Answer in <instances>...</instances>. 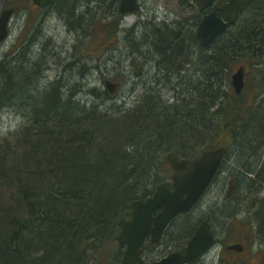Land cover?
Masks as SVG:
<instances>
[{
    "label": "trees",
    "instance_id": "trees-1",
    "mask_svg": "<svg viewBox=\"0 0 264 264\" xmlns=\"http://www.w3.org/2000/svg\"><path fill=\"white\" fill-rule=\"evenodd\" d=\"M93 1L53 0L51 6L67 18L78 37L101 30L103 46L96 48L97 57L109 55L115 42L126 36L136 52L121 54V61L145 57L152 47L162 53L161 69L168 77L188 60L192 43L199 49L193 60L200 66L191 78L199 72L200 95L189 92L186 102L168 103L152 84L126 107L110 101L113 97L105 89L91 87L88 95L99 101L85 102L76 97V88L61 91L58 79L41 88L29 84L40 78V66L26 47L5 55L0 60V109L20 111L22 126L0 135V264H105L100 252L115 249L112 253L118 255L117 221L128 215L130 202L144 198L159 172L167 174L165 151L191 157L225 146V160L236 152L233 165L239 167L242 161L243 167L253 169L257 163L246 160L264 149V0H254L241 23L208 47L194 32L200 18L196 9L189 10L190 17L161 25L144 21L133 31L119 27L123 14L117 0L102 7L101 20L93 14L85 24ZM51 53L45 45L38 54L45 58ZM235 64L249 65L240 94L227 82ZM149 83L157 82L153 77ZM153 94L156 101H140ZM261 172L258 178L255 171V181L244 177L255 193L264 181V169ZM248 198L253 206L247 207L243 220L258 238V264H264V196ZM222 216L229 219L227 213ZM193 230L191 219L179 231L189 237Z\"/></svg>",
    "mask_w": 264,
    "mask_h": 264
},
{
    "label": "rangeland",
    "instance_id": "rangeland-1",
    "mask_svg": "<svg viewBox=\"0 0 264 264\" xmlns=\"http://www.w3.org/2000/svg\"><path fill=\"white\" fill-rule=\"evenodd\" d=\"M110 1L94 0L89 7L88 14L83 20L85 24L89 20L87 18L93 14H95L94 18L98 19V21L101 20V9L103 6L109 4ZM186 2L188 4L190 3L189 0H139L140 9L138 11L140 13H126L123 18V26H133L135 23H139V21L148 23L147 20L151 21L154 19L155 23L161 25V23L173 22L181 17H190L191 11L189 10H193V8L186 6ZM10 4L16 10L11 17L8 38L0 46V59L5 55H15L20 45L24 44L25 41L27 48L29 45L33 49V52L36 53L41 47L45 45L48 47V44H54L56 47L54 54L57 53V55L53 53L49 55L47 63L50 67L45 70L43 69L40 74L42 75L41 81H48V78L49 80L55 78L58 70L64 65V60L70 58L75 60L81 59L89 67L85 68L84 66L85 71L80 76L83 78L82 91L77 92L76 94L78 95L76 97L85 102L99 101L98 97L88 95L87 89L91 87L105 89L103 84L104 77L114 76L113 80L122 81L120 88L112 96L113 98L110 101H116L120 104L124 103L126 107L135 103L136 98H139V93L143 92L145 87H148L147 83L142 82L146 77L141 76V74L142 72L149 74V70L151 69L154 72L152 63L149 64L143 57L136 58L134 61L133 59H124L121 61V59L125 58L121 54L127 52L132 55L133 52H136L135 43L131 42L126 36L124 38L122 36L118 44L115 42L114 47L107 53L109 55L99 58L97 57V51L99 49L96 51V48L103 46V34L100 29L92 37L85 34L78 37L77 32L72 30V27L67 22V18L65 17L64 19L57 11L53 10V7L40 10L31 4L29 0H0V11L3 7L9 6ZM190 4L192 5L193 3ZM72 26L75 27L74 23ZM35 27H37V32L34 30ZM134 38L136 39L135 36ZM41 41L43 42L41 43ZM90 66H96L97 69L96 67L91 68ZM235 66H238V64H235ZM120 67L123 69H120ZM245 72L248 75V65L245 66ZM251 76L253 77L252 74ZM252 80L250 79L249 82H252ZM227 82L229 81L227 80ZM248 85L250 90V83ZM80 89L76 87L75 91ZM167 92V89L164 88V93L162 94L167 96ZM21 121L22 113L20 111H16L7 106L2 107L0 109V135L5 134L9 129L22 123ZM262 160L260 161L262 162ZM224 172L217 174L211 189L207 191L199 205L193 211L194 217L202 215L210 216L213 229L218 239L213 250L199 264H258V245L255 243L254 233L250 230L249 224H246L243 220L248 213L247 207L251 208L253 206L251 205L252 201L248 197L246 199L240 196L235 200L236 197L232 195L233 200L231 205H228L226 209H222L223 199L220 197V194H225V192L224 188H221L217 184L226 174ZM233 187L234 182L232 183L231 190H233ZM227 188L228 185L226 186ZM262 193H264V188L259 195ZM250 195L258 197L257 192H248V196ZM225 213L229 215V220H226L222 216ZM231 242L242 243L245 246V250L240 254L235 251H225L224 245ZM114 250L100 252L101 261L104 259L105 264H112L117 256L112 253Z\"/></svg>",
    "mask_w": 264,
    "mask_h": 264
},
{
    "label": "water",
    "instance_id": "water-1",
    "mask_svg": "<svg viewBox=\"0 0 264 264\" xmlns=\"http://www.w3.org/2000/svg\"><path fill=\"white\" fill-rule=\"evenodd\" d=\"M38 6H45L51 0H32ZM200 10L209 6L213 0H196ZM251 0H229L222 5L225 11V20L221 19L214 11L204 15L199 22L197 36L201 43L207 46L230 24ZM138 8L136 0H120V11L129 12ZM11 9H5L0 15V42L7 35V21ZM107 90L113 94L117 82L104 80ZM231 83L235 93H240L244 86L243 67H238L231 74ZM225 149L220 147L204 151L197 158H176L173 152L167 154L166 159L173 169L171 175L173 190L167 184L158 186L154 195L146 200H134L131 203L130 218L119 222V231L116 240L120 245H125L121 264H142L141 245L145 236L151 233L153 241L159 239L163 229L178 213L189 211L196 203L202 192L214 177ZM157 205L163 209L156 216L152 210ZM153 222V225L151 224ZM209 223L201 222L193 236L184 247L183 252L171 253L152 264H195L214 244ZM227 249L242 250V245L233 243Z\"/></svg>",
    "mask_w": 264,
    "mask_h": 264
},
{
    "label": "bare ground",
    "instance_id": "bare-ground-1",
    "mask_svg": "<svg viewBox=\"0 0 264 264\" xmlns=\"http://www.w3.org/2000/svg\"><path fill=\"white\" fill-rule=\"evenodd\" d=\"M50 7H53V6L50 5L49 7H47V9ZM53 10L57 11L55 8H53ZM220 18L224 20L223 17H220ZM151 21L154 22L155 19L151 20ZM67 22H69V21H67ZM239 23H241V21L239 19H236L232 23V25L238 26ZM38 29H39V27H38ZM34 30L37 32V27H35ZM194 32L196 35L197 31L194 30ZM131 35H132L131 39H133V37L135 35L132 33H131ZM38 37H39V35H38ZM38 37H37V39H38ZM42 42L43 41H41V43ZM188 46H189L188 60L184 64H182L183 66H180L179 68L175 67L174 71H170L169 77L167 75L165 76L163 69H161L162 68L161 63L163 62V60L161 59L162 53H159L156 50L153 51V48L150 47L148 55L143 57L144 60L149 62V64L152 63L154 72L152 69L149 70L148 76H146V78H144V80L142 82L145 84L147 83L148 87H151L152 84L156 87H159V90L161 93H164V88L167 89V91H168L167 96H164L162 94H159V95H160L161 99H164L168 103H174L175 101H179L181 99H183L182 101L189 99L190 96L185 95L189 92H191L193 94V96H195L196 98L198 97V94H199L198 88H199V84H200L198 82H200V79L196 78V74H199V72L195 74L194 78H191V74L194 71H197L198 67L200 66V64L197 61L193 60V59H198L199 49L195 45L192 46V43H189ZM48 47H50L52 51H54L56 49V47L53 44H48ZM38 56H39V54H37V53H34V55L32 54L31 60L36 62V64H37L36 66L44 65L46 62L44 57H41V56L38 57ZM97 59H99V58H97ZM31 60L26 59L25 61H27L29 63V62H31ZM165 60H167V59H165ZM64 62L66 64L64 63L62 68L59 69L58 72L56 73V77L53 78L52 80H49V78H48V81H46V80L41 81L42 78H39L35 81L29 82V84L33 83L35 85L34 87H40L41 88V87H45V86L49 85L54 80L58 79L59 80L58 85L60 86L59 88L61 89V91L68 90L69 88H76V87L78 89L81 88L79 91H82L83 78L80 76L84 73L83 71H85L84 66H85V68H88L89 66L85 65L81 59L75 60L73 58H70V59L64 60ZM167 64L169 66H171L169 61ZM246 65H248V64H245L244 66H246ZM90 67L95 68L96 66H90ZM21 68L22 67L19 66L17 69L21 70ZM164 68H166V66H164ZM194 68H196V70ZM96 69H97V67H96ZM142 73L147 74L146 72H142ZM173 74H175V75L173 76ZM153 77L155 78V80L157 82L155 84L149 83V80L152 79ZM104 78H106V77H104ZM116 81H118V80H116ZM226 86H228V85L226 84ZM141 98L142 99L140 101H142V102L148 101L151 99L156 101L155 98H158V96H157V94H153L152 96L147 95V96H142ZM262 107H264V101L262 102ZM20 124L22 126V123H19L18 125H20ZM18 125H16L15 127H17ZM12 129H14V127ZM12 129H9V130H12ZM248 131L249 130L247 129V131L245 130L244 133L246 134ZM247 136H248V133H247ZM235 153L236 152H231L230 155L228 156L227 160H225L224 165H223L222 169L220 170V172L225 171L224 173H226V174L221 178L220 182L217 184L221 188H224L225 194H223V193L220 194L221 195L220 197H222V199L225 202L227 201L226 202L227 204L229 202L228 199H230L232 197V195H235V197H236L235 200H237L239 196L241 198L244 197L247 199L248 192H251V191L253 192V190H254V189L252 190L253 186H250V182L248 180H245L244 177H249V178H251L250 180L255 181L257 179V177H255V171L256 172L258 171V178L261 175L263 176V172H261V170L264 169V149L261 150L260 153H258V157H253V158L246 160L247 164H250V162L257 163L256 167H254L253 169L250 166L243 167L242 161L239 162V165H238L239 167H235L233 165L235 162V158H234ZM261 159H263L262 162L260 161ZM243 161H245V160H243ZM246 169L250 172L253 171V173H251V174L247 173ZM233 182H234V187H233V190H231V186H232ZM259 184H261V186ZM227 185H228V188L226 189ZM258 187H259L258 191L263 190L264 181L262 183H258ZM258 191H257V193H258Z\"/></svg>",
    "mask_w": 264,
    "mask_h": 264
},
{
    "label": "flooded vegetation",
    "instance_id": "flooded-vegetation-1",
    "mask_svg": "<svg viewBox=\"0 0 264 264\" xmlns=\"http://www.w3.org/2000/svg\"><path fill=\"white\" fill-rule=\"evenodd\" d=\"M44 59L46 61L45 63H47L48 56H46ZM46 66L47 67L49 66L48 63L46 64ZM224 202L225 201L223 200V203ZM159 211H160V208H155L153 211V214H157ZM179 236H180L179 229H177V231L174 232V231H171L169 229V227H168V229L164 230L161 238L157 242H152L151 236L148 235L144 241V245L142 248V253L144 252L143 253V259L144 260L143 261L145 263H150L151 261L156 260V259L166 255L168 252H170L172 250H182L184 246L182 244V240L178 239ZM172 240L175 241L176 244H174V242ZM169 241L171 244L169 243ZM145 244L147 245L148 248H146ZM159 246H162V248H160Z\"/></svg>",
    "mask_w": 264,
    "mask_h": 264
}]
</instances>
